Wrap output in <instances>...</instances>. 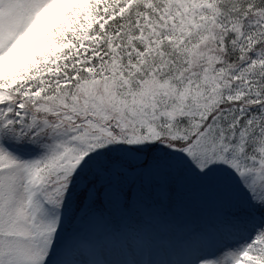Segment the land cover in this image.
I'll use <instances>...</instances> for the list:
<instances>
[{
  "label": "snow or ice",
  "instance_id": "snow-or-ice-1",
  "mask_svg": "<svg viewBox=\"0 0 264 264\" xmlns=\"http://www.w3.org/2000/svg\"><path fill=\"white\" fill-rule=\"evenodd\" d=\"M181 215L178 264H264V0H0V264Z\"/></svg>",
  "mask_w": 264,
  "mask_h": 264
},
{
  "label": "rangeland",
  "instance_id": "rangeland-1",
  "mask_svg": "<svg viewBox=\"0 0 264 264\" xmlns=\"http://www.w3.org/2000/svg\"><path fill=\"white\" fill-rule=\"evenodd\" d=\"M180 217L177 220L178 228L174 232L155 227L147 246L111 241L102 250L84 251L80 258L89 262L103 261L104 264H178L184 258L178 242L187 238V233L182 232L185 224L178 223ZM192 222H195V217L189 215L185 223L190 225Z\"/></svg>",
  "mask_w": 264,
  "mask_h": 264
},
{
  "label": "trees",
  "instance_id": "trees-1",
  "mask_svg": "<svg viewBox=\"0 0 264 264\" xmlns=\"http://www.w3.org/2000/svg\"><path fill=\"white\" fill-rule=\"evenodd\" d=\"M188 216H189V215H181V217H180L178 223H180V224H182V225H184V224L187 225V223H185V222H186ZM193 223H195V222H192V224H193ZM182 232H185V231L182 230Z\"/></svg>",
  "mask_w": 264,
  "mask_h": 264
},
{
  "label": "bare ground",
  "instance_id": "bare-ground-1",
  "mask_svg": "<svg viewBox=\"0 0 264 264\" xmlns=\"http://www.w3.org/2000/svg\"><path fill=\"white\" fill-rule=\"evenodd\" d=\"M129 262H131V261H129ZM129 264H133V263H129Z\"/></svg>",
  "mask_w": 264,
  "mask_h": 264
}]
</instances>
